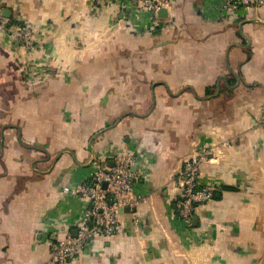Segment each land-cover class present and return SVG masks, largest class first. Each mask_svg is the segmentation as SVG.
Listing matches in <instances>:
<instances>
[{
  "label": "crops",
  "instance_id": "1",
  "mask_svg": "<svg viewBox=\"0 0 264 264\" xmlns=\"http://www.w3.org/2000/svg\"><path fill=\"white\" fill-rule=\"evenodd\" d=\"M171 1L149 21L134 0H0L36 44L0 28V264L45 263L84 215L72 189L128 151L136 218L70 264H264V4ZM225 140L185 227L175 176Z\"/></svg>",
  "mask_w": 264,
  "mask_h": 264
},
{
  "label": "built area",
  "instance_id": "2",
  "mask_svg": "<svg viewBox=\"0 0 264 264\" xmlns=\"http://www.w3.org/2000/svg\"><path fill=\"white\" fill-rule=\"evenodd\" d=\"M123 3L129 0H122ZM135 12L149 21L158 19L161 8L169 9L171 0H134ZM264 0H221V7L226 10H244L259 8ZM0 28L12 34L27 49L35 48L32 37L21 25L10 24L3 16L0 7ZM231 143L225 140L213 145L198 155H191L184 160L175 176L178 195L174 200L175 216L185 227L191 225L198 204L207 201L213 195V188L200 183L202 164L217 162L224 149ZM136 154L126 152L121 158L106 165L98 160L93 162L88 177L80 182L72 192L85 201L84 215L77 225L75 235L51 242L50 257L43 264H70L85 245L94 237H114L122 227L121 216L130 211L137 216L136 207L143 200L134 190L136 174ZM127 209V210H126Z\"/></svg>",
  "mask_w": 264,
  "mask_h": 264
},
{
  "label": "water",
  "instance_id": "3",
  "mask_svg": "<svg viewBox=\"0 0 264 264\" xmlns=\"http://www.w3.org/2000/svg\"><path fill=\"white\" fill-rule=\"evenodd\" d=\"M3 14L6 15V16H8V15H9V10H8V9H4ZM158 15H159V16H166V15H167V11H166V9H165V8H161V9L158 11ZM126 210H127V209H126ZM192 219H193L192 221L195 222L196 217L194 216Z\"/></svg>",
  "mask_w": 264,
  "mask_h": 264
}]
</instances>
